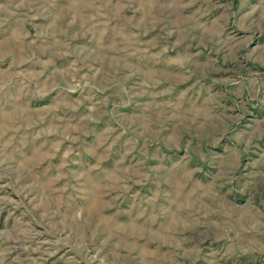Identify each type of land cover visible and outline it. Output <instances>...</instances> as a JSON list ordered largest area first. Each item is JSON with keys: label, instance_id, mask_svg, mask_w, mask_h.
Instances as JSON below:
<instances>
[{"label": "rangeland", "instance_id": "374dc122", "mask_svg": "<svg viewBox=\"0 0 264 264\" xmlns=\"http://www.w3.org/2000/svg\"><path fill=\"white\" fill-rule=\"evenodd\" d=\"M0 264H264V0H0Z\"/></svg>", "mask_w": 264, "mask_h": 264}]
</instances>
